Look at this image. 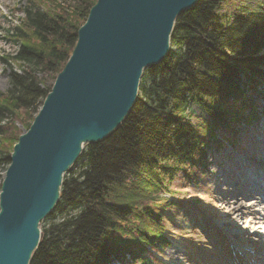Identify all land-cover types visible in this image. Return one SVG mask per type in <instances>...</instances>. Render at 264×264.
I'll use <instances>...</instances> for the list:
<instances>
[{
	"label": "trees",
	"instance_id": "trees-1",
	"mask_svg": "<svg viewBox=\"0 0 264 264\" xmlns=\"http://www.w3.org/2000/svg\"><path fill=\"white\" fill-rule=\"evenodd\" d=\"M95 2L29 0L6 29L19 47L2 58L11 69L0 91L1 169L21 135L16 120L26 115L30 127ZM262 98L264 0H198L177 17L164 60L145 69L122 124L66 172L29 264H155L148 253L170 240L154 207L173 206L182 173L194 183L205 174L209 151L236 147Z\"/></svg>",
	"mask_w": 264,
	"mask_h": 264
},
{
	"label": "water",
	"instance_id": "water-1",
	"mask_svg": "<svg viewBox=\"0 0 264 264\" xmlns=\"http://www.w3.org/2000/svg\"><path fill=\"white\" fill-rule=\"evenodd\" d=\"M197 2L96 0L69 59L10 154L0 189V264L30 263L64 175L85 144L104 140L122 124L145 69L164 60L177 17Z\"/></svg>",
	"mask_w": 264,
	"mask_h": 264
},
{
	"label": "rangeland",
	"instance_id": "rangeland-1",
	"mask_svg": "<svg viewBox=\"0 0 264 264\" xmlns=\"http://www.w3.org/2000/svg\"><path fill=\"white\" fill-rule=\"evenodd\" d=\"M28 3L29 0H0L1 92H6L9 87V73L11 69L8 65H6L2 58L7 54H15L19 47V43L15 42L12 37L6 33V29L13 28L17 25L19 17L23 15L22 8L27 6ZM41 5L45 8L50 7V5L44 1ZM15 70L19 71V67L17 65H15ZM262 100L258 99L256 102V105L259 108L258 110L260 111V118L256 124L247 127L244 131H242L243 129L241 128L238 132L239 136L237 135L239 143L236 144V147L232 149L230 146L224 145L217 152L214 150L209 151L208 160L210 164L206 169L205 174H196L195 178L197 179V182L194 183L191 179H187L182 173L174 182L173 190H175L176 194L172 199L173 206L166 209L155 206L154 210L156 212L163 214L164 210H173V212L175 210H183L186 214L191 216L193 215V212L202 204V196L204 195L205 190L209 187H212L214 192H217L216 196L218 197H222V195L228 196L226 191L232 192L237 196L246 195L241 196L240 199L244 203L248 204L247 207L251 205L253 199L250 198L252 196L247 197V193H251V188L254 193L258 192L259 189H262L264 184V180L259 183L254 177H251L250 182L249 178L250 172L254 171L255 168L257 169L258 165H260L261 170L264 171V98H262ZM194 109L198 110L196 107H194ZM26 119V115H24L21 119L19 118L15 122L21 134L27 130L24 123L28 124V122L30 123L31 121ZM247 159L250 160V163L245 162ZM240 160L243 162L242 164H239ZM254 161H256L257 164L252 163ZM71 168H73V166ZM5 172L6 170L0 168V177L3 178ZM242 183L246 185V187H243ZM217 189L221 190V194ZM240 213L243 214L242 216L244 218H247L252 211L251 209L246 208ZM163 222L165 225L164 235L170 240V245L163 250L157 248L156 251L148 253V255L153 258L155 264H178L179 262H177L175 257L181 256L182 259H185L183 254H187L188 252L194 256L193 251L189 247L185 245L183 246L181 241L178 238H175L173 231H169L168 227L169 224H171L170 216L168 217L164 215ZM45 224V220H42L40 223L41 230L44 228ZM241 224L242 222H240V225ZM263 230L264 227L259 228L260 232ZM208 235L209 234L207 232L204 233L206 238H208ZM249 236H251L249 233H244V237ZM253 237L257 240H261L260 235H254ZM180 264L193 263L185 259L182 263L180 262Z\"/></svg>",
	"mask_w": 264,
	"mask_h": 264
},
{
	"label": "bare ground",
	"instance_id": "bare-ground-1",
	"mask_svg": "<svg viewBox=\"0 0 264 264\" xmlns=\"http://www.w3.org/2000/svg\"><path fill=\"white\" fill-rule=\"evenodd\" d=\"M245 162L250 163V160ZM252 163L257 164L256 161ZM260 171L261 168L257 167L250 175L259 183L264 180ZM242 186L246 187L243 183ZM218 192L221 194V190ZM226 192L228 196L218 197L217 192L209 187L202 196V204L191 216L183 210H170L169 231L193 251L194 256L189 252L183 254L193 264H264V230L259 231L264 227V186L256 193L252 188L251 193H247V197L253 199L249 207L240 199L246 195ZM246 208L252 213L244 218L240 212ZM205 232L209 234L208 238L204 236ZM244 233L251 236L244 237ZM254 235H260L261 240L255 239ZM175 259L178 264L185 260L181 256Z\"/></svg>",
	"mask_w": 264,
	"mask_h": 264
}]
</instances>
